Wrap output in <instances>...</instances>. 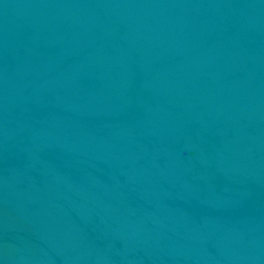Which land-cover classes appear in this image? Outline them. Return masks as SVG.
Here are the masks:
<instances>
[{"label": "water", "instance_id": "water-1", "mask_svg": "<svg viewBox=\"0 0 264 264\" xmlns=\"http://www.w3.org/2000/svg\"><path fill=\"white\" fill-rule=\"evenodd\" d=\"M0 264H264V0H0Z\"/></svg>", "mask_w": 264, "mask_h": 264}]
</instances>
